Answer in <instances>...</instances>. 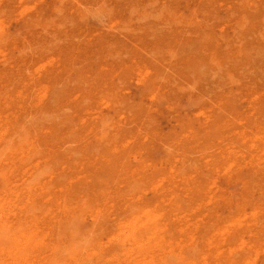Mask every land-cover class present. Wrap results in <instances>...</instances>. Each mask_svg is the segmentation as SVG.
<instances>
[{"label": "rangeland", "instance_id": "374dc122", "mask_svg": "<svg viewBox=\"0 0 264 264\" xmlns=\"http://www.w3.org/2000/svg\"><path fill=\"white\" fill-rule=\"evenodd\" d=\"M0 264H264V0H0Z\"/></svg>", "mask_w": 264, "mask_h": 264}]
</instances>
